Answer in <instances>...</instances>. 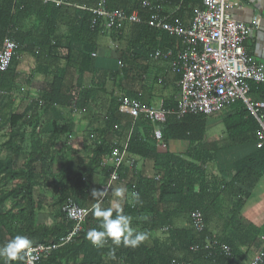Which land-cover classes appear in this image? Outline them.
I'll return each instance as SVG.
<instances>
[{
	"label": "trees",
	"instance_id": "obj_1",
	"mask_svg": "<svg viewBox=\"0 0 264 264\" xmlns=\"http://www.w3.org/2000/svg\"><path fill=\"white\" fill-rule=\"evenodd\" d=\"M159 2L156 0H135L130 6L120 8L113 6L111 0H104V7L107 10L119 9L126 15L136 12L141 19L140 22H117L110 28H106L104 17L89 10L98 7L99 0H0V43L5 37H8L17 44L8 69L0 74V86L4 83L7 72L16 63V52L19 51L21 45L41 49L47 46L45 55L34 56L35 61H39L40 73L44 75L50 74L49 71L52 73L49 87L43 90L39 99L44 101L45 108H48L47 105L52 102L58 103L57 92L66 71L65 67L76 68V85L79 86L83 76L90 73L93 61L92 53L96 50L98 37L106 34L118 45L117 37L121 24L132 25L139 30L154 34V36L155 32H159L162 39H169L171 44L176 47L175 49H179L180 39L178 37L155 28L151 24L153 16L158 18ZM29 18L34 19L35 31L38 21L44 31L41 35L43 39L37 42H29L23 36L22 22ZM57 23L67 25L66 35L69 40L63 45V48L75 50V56L67 53L59 55V57L52 51L62 45V43L60 44L61 37L55 33ZM156 49V47L146 48L145 55L150 57ZM173 53L177 55L178 50ZM248 85V96L252 100H264V83L250 81ZM117 98L115 106L106 113L107 119L105 120L111 125L116 123L115 121L121 114L118 111ZM71 102L72 104L76 102L75 97H67L66 103L70 105ZM217 116H221L228 140L240 145L250 142L253 144V148L248 154L238 158L232 164L233 175L229 181H209L205 176L202 165L213 159V153L204 154L203 148L206 144L201 142L206 116L189 114L177 117L170 115L165 122L158 124L162 141L165 144L168 145V141L174 138H184L189 142L183 154H177L168 149L158 150L151 133L154 125L143 116H138L130 124L131 132L126 141L125 150L129 154L151 159L157 178L136 177L131 179L126 185L130 201L122 209L125 214L132 217L131 226L133 228L154 231L159 229L161 231V237L156 238L152 246L148 247L143 242L135 248L124 247L122 244L117 246L109 239L104 247H94L86 238V233L92 228H98L99 220L91 227L87 225L91 213L90 208L83 223L82 232L75 240L53 249L36 264H103L105 260H107V264L248 263L260 248L259 245L262 242L259 236L263 233L264 227H257L251 223L244 224L239 211L244 199L250 195L251 190L264 173V144L261 147H256L259 126L242 102H235L227 112ZM21 117V113H11L8 116L9 127L12 131L11 139L14 134H18L19 130L24 128ZM33 125L35 127V123ZM33 125H31L32 131H34ZM47 127H50L51 134L57 135L66 130L65 126H60L55 122H48ZM139 128L145 132L144 135L141 134ZM93 136L90 135V137ZM36 139L39 140L37 137ZM22 140L21 136L20 141ZM8 147L10 153L15 155L20 151L18 145ZM31 149L28 153V161L19 171L12 169L10 159H0V174L3 180L21 178V183L0 192V205L8 198L19 201V204H12L8 209L0 211V227L6 231L10 239L17 234L28 236L33 242L32 246L39 243H57L61 237L67 234L73 223L64 217L61 210L63 203L61 202L56 222L53 225L38 224L34 226L35 203L32 198V189L37 183L36 180L40 177V173H45V170L50 167L52 157L42 149L39 151L36 148ZM112 149L104 141L95 143L89 158V168L85 169L86 174L101 166L104 157ZM36 160L39 161L41 167V172L38 175L35 173L34 166ZM107 168L111 170L112 166H107ZM133 193L139 194V201L135 200ZM220 195L223 197L220 202L223 205L222 212L219 208ZM73 202L75 203V200ZM164 205H168V208H171L170 205L175 209L178 208V216H181L185 211L182 216H184V220L187 219V224L183 227L176 226L172 220L173 216L157 214L159 207ZM193 210L200 211L202 215L203 230L201 231H196L190 225L189 213ZM217 211H220L219 215H217ZM115 215L116 211L114 210L113 216ZM214 219L217 222L214 227H218L219 221L221 224L216 233L210 230ZM213 237L219 243L229 247L228 253L221 252L214 247L204 248L206 239ZM254 246L258 248L253 250ZM251 250L253 251L251 252ZM249 252L251 253L249 254ZM0 264H3L2 259ZM11 264H24V257L12 261ZM261 264H264V260Z\"/></svg>",
	"mask_w": 264,
	"mask_h": 264
},
{
	"label": "crops",
	"instance_id": "obj_2",
	"mask_svg": "<svg viewBox=\"0 0 264 264\" xmlns=\"http://www.w3.org/2000/svg\"><path fill=\"white\" fill-rule=\"evenodd\" d=\"M134 1L111 0V4L121 8L130 6ZM156 1H160L158 3L160 8L158 19L165 18L171 24L182 27L189 25L193 9L202 7L200 0ZM236 1L240 7L231 10V16L234 19L245 24H250L253 17H259L258 26L251 31L244 41L243 47L256 62L264 63V0ZM37 23L38 27L35 31L33 18L22 22L23 36L29 42H37L43 39L41 38V35L44 33L42 25L39 21ZM119 27L118 41L116 40L118 45L106 34L98 37L96 50L92 53L93 61L90 73L83 76L79 86L76 85V68L71 66L65 67L66 71L57 92L59 102L50 103L47 105L48 108H45L46 104L43 105V101L39 98L43 90L48 89L52 73L50 71V74L47 75L40 73L39 61H35L34 59V56L42 57L45 55L47 46L41 49L21 45L18 49L19 51L16 52V63L11 68L12 76L14 78H21L24 82H30L29 86L31 85L30 88L34 91V93L30 94L29 90L28 93L26 92L27 89H24L25 87H21L22 90H25L21 99L23 100L22 104L17 105L15 103V101L19 100L16 99V96L12 102L5 104L7 108L13 109L11 113H21L22 115L21 123L24 128L14 135L17 138L22 135L25 136L26 130L29 129V127L25 126L33 120L34 123L37 121L41 124L43 122H55L60 126H65L66 130L62 134H51L48 130L43 136H37L39 140L36 138H29L27 140L25 138L26 144L24 147H26L28 153L32 150L31 148H36L38 151L42 149L45 152L47 151L49 155L52 152H58L59 155L56 156L57 158L55 157L56 162L53 164L59 168L60 174H64L65 177L62 181L64 184L67 183L71 188V186L74 187L75 181H77L78 186L72 187V191H70L74 193L75 203L84 208L92 209L93 205L97 202L104 208L111 207L114 210L117 207L123 208L130 201L126 185L131 179L136 177L157 178L151 159L129 154L126 150L124 159L118 169L117 180L112 184L106 196L100 197L99 189L106 181L110 172V168H107V166H111L109 154L104 157L101 166L86 174L85 169L89 168V157L95 143L104 141V143L119 151L125 148L126 141L131 132L130 124L134 122V119L127 114H119L117 121H115L116 123L112 125L105 120L107 119L106 113L116 104V97H118L117 101L119 103L121 97L126 96L130 99L138 100L143 106H162L166 109L174 108L176 104L178 75L169 70L168 63L165 60L147 57L144 50L148 47H156L160 50L170 49L172 51L178 50L179 52L180 47L179 49H175L176 47L171 44L169 39L164 40L161 38L162 35L159 32H155L154 36V34L139 30L137 27L129 24H121ZM67 30L68 27L64 23H57L55 26V33L58 37H61L60 44L62 43L56 50H52L57 56L67 53L73 56L76 55L75 50L63 48V45L69 40L66 35ZM133 42L135 43L133 44ZM114 44L118 47H113ZM11 71L7 72L5 78L10 75ZM71 96L75 97L76 102L73 104L71 102L68 105L66 99L67 97L71 98ZM219 122L222 124L221 120ZM206 123L210 124L211 122H205V125H207ZM139 129L141 134L144 135L145 132L141 128ZM207 132L208 130L204 131L201 142L206 144L205 148H203L204 154L213 153V159L202 165L205 176L209 181H229L233 175V170H231L232 164L238 158L248 154L252 150L253 144L250 142L249 144L240 145L236 142H231L227 139L225 131L221 135L214 133L207 135ZM90 135L94 136L90 138ZM220 137L224 138L220 140ZM162 140V135L160 140H154L158 150L164 151L168 149L177 154H183L189 145V142L184 138L171 139L168 141V145ZM34 166L35 173L38 175L41 172L38 160L34 161ZM52 168L55 169L53 166ZM45 171V173H40V177L36 180L37 183L44 184L48 178L52 177L53 171L51 165ZM55 172L57 171L55 170ZM78 178L80 179L78 180ZM263 181L264 173L251 190L250 195L244 199V203L239 211L244 224L251 223L257 227H264ZM39 183L35 184L37 186L35 191L32 189L34 203L35 198L39 201L35 203V210L41 205L40 197L35 196L36 192L43 190V184L40 185ZM121 187L125 189V192L122 197H117L115 190ZM94 189L98 190L96 196H92ZM43 192L45 193L44 190ZM221 195L219 196V204L223 199ZM222 206L221 204L219 205L221 212ZM170 207L168 208V205H164L159 207L158 210L157 208L155 209L159 215L166 216L169 214L173 216L172 220L176 226L183 227L186 225L187 219L180 220L177 217L179 209L176 208V210L172 205ZM220 211H217V215H219ZM97 220L91 210L87 225L91 227ZM219 226H221L220 221L218 227L213 226L211 228L210 226V230L216 233L220 229ZM136 230L148 232L150 240L146 239V243L145 240L143 241L148 247L153 245L156 238H160L161 231L159 229L155 231ZM259 239L262 242L260 247L264 249V231L260 234Z\"/></svg>",
	"mask_w": 264,
	"mask_h": 264
},
{
	"label": "built area",
	"instance_id": "obj_3",
	"mask_svg": "<svg viewBox=\"0 0 264 264\" xmlns=\"http://www.w3.org/2000/svg\"><path fill=\"white\" fill-rule=\"evenodd\" d=\"M200 2L202 7L193 9L186 27L170 24L165 18L158 19L156 16H153L151 22L155 28L180 39L181 48L177 55L170 49H156L150 56L165 60L169 70L179 77L175 107L166 109L162 106H143L136 99L122 96L118 111L133 119L138 116L148 119L155 126L152 130L153 138L160 140L161 130L158 124L165 122L170 115L213 116L227 112L235 102L240 101L259 126L256 147H261L264 144V100H252L248 96V82L264 83V63L256 62L243 47L251 31L258 26L259 17H253L250 24L234 19L231 10L240 7L236 0ZM89 10L104 17L106 28L117 22L141 21L136 12L126 15L119 9L107 10L104 0H99L98 7ZM113 46L117 47L116 44ZM16 47V43L8 37L0 43V74L8 69ZM125 152V148L121 151L113 148L110 151L112 168L100 187L102 197L109 193L112 184L117 180ZM61 210L64 217L72 221L71 229L57 243L31 246L23 254L24 264H36L53 249L74 241L82 232L90 208L80 207L68 199ZM189 220L193 229L203 230L202 215L198 210L190 212ZM213 247L224 253L229 251L227 245L219 243L214 237L207 238L204 248ZM263 260V249L260 247L247 264H261Z\"/></svg>",
	"mask_w": 264,
	"mask_h": 264
},
{
	"label": "rangeland",
	"instance_id": "obj_4",
	"mask_svg": "<svg viewBox=\"0 0 264 264\" xmlns=\"http://www.w3.org/2000/svg\"><path fill=\"white\" fill-rule=\"evenodd\" d=\"M4 80L6 81V83L4 81V83L0 86V159H10L11 164H12V169L14 171H19V170L24 168L25 163L29 159L26 147H24L26 144L25 138L28 140L29 138H36L37 136L39 137V135L43 136L44 133L50 129V127H47L48 122H43L41 124L38 121L35 122V127H34V125H33L34 123L32 121L31 123H29L28 125L25 126V127H29V129L26 130L27 132H25L26 133L25 136L22 135V138L24 137L22 141H20V137L17 138L16 135L12 136L13 139H11L12 131L9 127L8 116H9V114H11V111H13V109H11L9 107L7 108L5 106V104L7 102H12L13 98L15 96H16V99H19V100L15 101V103H17V105L22 104L23 100H21V99L23 98L22 95H24L25 90H22L21 87H23V88L25 87L24 89H27L26 92H28V90H29L30 94L34 93V91L32 88H30L31 85L29 86L30 82H24L23 80H21V78H14L12 76V71L10 72V75L7 78H5ZM41 101H43V100H41ZM205 119H206L205 122H211L210 124L206 123L207 125H205V127H204L205 128L204 131L208 130L207 135H210L211 133L212 134L214 133L217 135L224 134L223 133L224 132L223 125L219 122L221 120V116H217V115L207 116ZM31 125H33L34 131L31 130ZM222 138H224V137H222ZM222 138L220 137V140ZM13 145L14 146H17V145L20 146V151L16 155L13 153H10V150L8 149L9 148L8 146H13ZM58 155H59L58 152H52L50 154V156L52 157V159H51V169L53 171L52 177L48 178L47 182H44V184L38 182L40 185L43 184L42 188L45 191V193L43 192V190H39L38 192L35 193V196L40 197V204L41 205H40V207H38L35 210L34 219H33L34 226L38 225V224H43L46 226L53 225L56 222V215H57V212L59 211V208H60L59 206H60L61 202L64 203L68 199H71L72 201H74V199H75L74 195H72L74 193L71 192L72 191L71 188L73 186H71V188H70L69 187L70 185H67V183L64 184L62 182L64 180L65 176L63 173L60 174L59 168L55 167L53 164L56 162V158H57L56 156H58ZM52 166L55 169H53ZM55 170L57 172H55ZM52 171H51V173H52ZM75 182L76 183L74 184L73 188H75V186H78L77 181H75ZM18 183H21V178L15 177V178H12L9 180H3L1 178V174H0V192H3L5 190L10 189V188H12V186H14L15 184H18ZM36 185L33 188L34 191L37 189ZM99 192H100V197H101V190L100 189H99ZM78 194H80V193H78ZM36 199L37 198H35V203L39 202ZM12 204H14V205L19 204V201L17 199L8 198L6 201H4L0 205V211L1 210L4 211V210L8 209L10 207V205H12ZM184 214H185V211L182 212V215H184ZM182 215L177 216L178 219L184 220ZM215 223H216V221H213V224L210 225L211 228L215 225ZM146 234H147L146 239L149 241L150 238H149L148 232ZM160 237H161V232H160ZM146 239H145V243H146ZM8 240H11L9 235L6 233V231L2 227H0V245H3ZM259 246H261V244ZM257 248H258L257 246H254L252 249L256 250ZM253 250H251V252ZM251 252H249V254ZM107 263H108L107 260H105L103 262V264H107Z\"/></svg>",
	"mask_w": 264,
	"mask_h": 264
},
{
	"label": "clouds",
	"instance_id": "obj_5",
	"mask_svg": "<svg viewBox=\"0 0 264 264\" xmlns=\"http://www.w3.org/2000/svg\"><path fill=\"white\" fill-rule=\"evenodd\" d=\"M98 190L92 191V196H96ZM125 189L123 187L115 190L117 197H122ZM136 201H139V194L133 193ZM92 213L99 220V227L92 228L86 233V238L97 248L105 246L110 239L115 245L124 247H138L145 239L146 233L136 230L131 226L132 217L117 207L116 215L113 216L114 209L104 208L99 202L93 205ZM32 240L23 234L15 235L3 245H0V259L3 264H11L12 261L21 259L23 254L32 246Z\"/></svg>",
	"mask_w": 264,
	"mask_h": 264
}]
</instances>
